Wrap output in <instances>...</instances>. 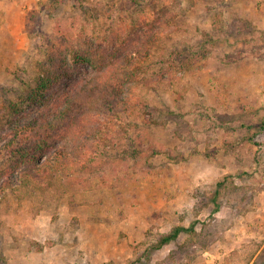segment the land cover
Instances as JSON below:
<instances>
[{
	"label": "rangeland",
	"instance_id": "rangeland-1",
	"mask_svg": "<svg viewBox=\"0 0 264 264\" xmlns=\"http://www.w3.org/2000/svg\"><path fill=\"white\" fill-rule=\"evenodd\" d=\"M155 32L84 161L10 187L0 155V264H264V0H0V137L59 38Z\"/></svg>",
	"mask_w": 264,
	"mask_h": 264
},
{
	"label": "trees",
	"instance_id": "trees-1",
	"mask_svg": "<svg viewBox=\"0 0 264 264\" xmlns=\"http://www.w3.org/2000/svg\"><path fill=\"white\" fill-rule=\"evenodd\" d=\"M158 35H149L144 46L142 42L133 44L129 52L104 48L87 36H62L59 46L53 44L42 52L25 107L5 121L4 136L0 137V155L9 162L3 173L9 177L10 187L36 178L47 163L50 172L65 173L85 160L96 143L97 117L134 108L133 78L145 59L143 53L151 50ZM78 68L82 70L76 76ZM64 80H72V84L54 93L52 88ZM250 128L263 132L264 119ZM185 231L176 227L162 236L154 249Z\"/></svg>",
	"mask_w": 264,
	"mask_h": 264
}]
</instances>
